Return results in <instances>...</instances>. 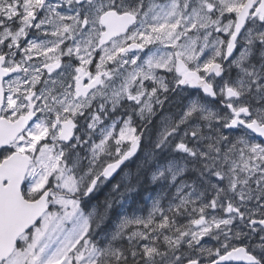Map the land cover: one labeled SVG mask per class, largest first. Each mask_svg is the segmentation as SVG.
<instances>
[{
	"label": "snow or ice",
	"instance_id": "1",
	"mask_svg": "<svg viewBox=\"0 0 264 264\" xmlns=\"http://www.w3.org/2000/svg\"><path fill=\"white\" fill-rule=\"evenodd\" d=\"M0 264H264V0H0Z\"/></svg>",
	"mask_w": 264,
	"mask_h": 264
},
{
	"label": "trees",
	"instance_id": "2",
	"mask_svg": "<svg viewBox=\"0 0 264 264\" xmlns=\"http://www.w3.org/2000/svg\"><path fill=\"white\" fill-rule=\"evenodd\" d=\"M151 192V189H143L141 192L131 200V205L129 211H144L145 210V197ZM103 193L101 194V199H103ZM145 212V211H144Z\"/></svg>",
	"mask_w": 264,
	"mask_h": 264
},
{
	"label": "rangeland",
	"instance_id": "3",
	"mask_svg": "<svg viewBox=\"0 0 264 264\" xmlns=\"http://www.w3.org/2000/svg\"><path fill=\"white\" fill-rule=\"evenodd\" d=\"M154 195L155 193L153 192H150L146 197H145V212L144 211H136V210H133L132 212H136L137 214H140V213H143V214H147V208L150 207V201L148 200V196L149 195ZM131 205V201L128 202V205H127V210L129 212V214H131L132 212L129 211V207Z\"/></svg>",
	"mask_w": 264,
	"mask_h": 264
}]
</instances>
